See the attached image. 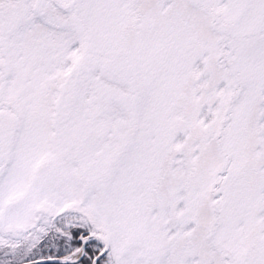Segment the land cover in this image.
Listing matches in <instances>:
<instances>
[{
	"label": "snow or ice",
	"instance_id": "6c2138e0",
	"mask_svg": "<svg viewBox=\"0 0 264 264\" xmlns=\"http://www.w3.org/2000/svg\"><path fill=\"white\" fill-rule=\"evenodd\" d=\"M0 264H264V0H0Z\"/></svg>",
	"mask_w": 264,
	"mask_h": 264
}]
</instances>
